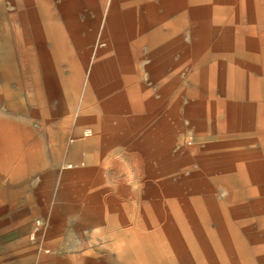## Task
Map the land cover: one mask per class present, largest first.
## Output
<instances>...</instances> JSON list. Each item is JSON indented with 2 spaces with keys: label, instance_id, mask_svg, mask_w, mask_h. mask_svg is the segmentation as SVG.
<instances>
[{
  "label": "rangeland",
  "instance_id": "rangeland-1",
  "mask_svg": "<svg viewBox=\"0 0 264 264\" xmlns=\"http://www.w3.org/2000/svg\"><path fill=\"white\" fill-rule=\"evenodd\" d=\"M101 1L95 13L77 14L85 27L74 33L63 28L70 40H79L70 46L58 42L62 28L51 29L52 43H45V29L38 27L41 14L48 21L52 13L55 23H65L62 4L48 5L54 11L44 12L33 5L25 31L11 22L16 13L0 14L22 85V93L7 91L14 98L4 97L0 72V115L15 116L21 139L34 137L31 166L36 168L28 201L21 197L2 204L5 190L0 187V246L20 259L17 264H132L128 255L118 254L127 246L138 258L134 264H159L139 249L144 245L138 239L148 238L145 247L153 248L160 264H264V162L259 176L253 168L250 172L259 180L235 185L229 178L245 173L231 163L239 150L217 146L242 141V152H259L264 160V51L241 54L234 47L264 30V0H257L251 15L236 8L246 0H221L218 9L206 10L204 31L197 38L189 28L175 37L174 28H163L186 14L191 0L167 5L161 0ZM147 6L160 8V22L138 29L133 38L126 36V44L111 43L121 33L107 26L109 11L133 9L137 24L144 25L142 9ZM223 33L238 38H219ZM152 38V44L139 42ZM124 46L123 53L117 52ZM44 61L51 71L47 90L43 75L39 86L27 76L30 66L43 73ZM213 66L220 67L225 83L205 98L200 82ZM241 72L257 81L253 99L238 98L236 76ZM138 86L150 106L140 121H133ZM22 97L26 105L18 102ZM232 109L239 113L230 114ZM99 117L108 121L103 124ZM42 133L49 136L44 139L47 170L45 163L34 162V142L43 139ZM21 151L22 157L26 151ZM72 169L86 172L67 176ZM196 173L200 177L185 181ZM220 230L236 235L229 238L239 245V261L220 258L213 239ZM169 232L172 236L162 234ZM26 243L30 252L18 249Z\"/></svg>",
  "mask_w": 264,
  "mask_h": 264
},
{
  "label": "crops",
  "instance_id": "crops-1",
  "mask_svg": "<svg viewBox=\"0 0 264 264\" xmlns=\"http://www.w3.org/2000/svg\"><path fill=\"white\" fill-rule=\"evenodd\" d=\"M171 1H173V0H169L168 3H171ZM220 1L221 0H208V1L207 0H191L192 6L189 8L190 11H187L186 14H183L181 17L177 18L176 20L164 25L163 28H168V27L174 28V30H175L174 35H172L171 37H175L177 35H180V33L186 32V30L188 28L190 29L192 37H194V38L202 37V36L196 34V31L198 30V28H202L205 26L204 23L207 19V11L206 10L211 9V8L218 9L216 5H218ZM215 2H217V3H215ZM106 3L107 2H105L103 4H106ZM168 3H165L164 0H161V4L167 5ZM206 3H208V4H206ZM256 3H257V0L256 1L255 0H246L241 5L239 4V6H237L236 8L238 11H246V13L251 15L253 13V11L257 9ZM53 4L57 5V6L62 4L61 8H59V11L61 12L62 16L65 18L64 19L65 23H63V19H61L62 24H60L59 22L55 23L53 18H51V16H50V14L52 15V13L49 14V12H47L49 14L48 21L46 20L47 16H44L41 14L40 15L41 19H39L40 23L38 24V27L40 29H45V32H44L45 35L44 34L42 35L44 37L45 43H48V41H51V43H52L53 31L51 29H53L55 26L62 28V35L60 36L61 39H59L58 42L69 43V46H70L71 43L72 44L79 43V40L78 39L77 40L76 39L70 40L69 35H67V34L65 35L63 28H68V29L72 28L73 31H71V32L74 33V29H79V28L85 27V24L79 23V19H78L77 14L79 12H84V11L95 13L96 10H98L99 7H101L100 5L102 4V1L101 0H60V1L59 0H48L46 2L45 0H13L12 5H10L8 0H0V14L4 13V14L10 16V15H13L14 13H16L15 15H17V19L11 18V22L12 23L16 22V24L19 27H21L22 29H24V31H25V29L29 28L31 25L30 24L31 19H29L28 17H29L30 12H32L34 9V8H31L33 5H36V6L41 5V7H39V6L37 7V12H41V11L44 12V11L53 10V8L47 9L48 5L51 6ZM143 9H142V11H144V12L142 13L143 14L142 17L144 18V22H145V23H143L144 25H142V23L137 24L138 18L132 14L134 11L133 9L120 10V9L114 7L108 13V21L109 22H108L107 26L110 28H118V29H126V28L129 29V28H138V27H139L138 29H140V28H143L145 26H149L153 22H160L161 17H160V14L158 13V10L160 9L159 7L147 6V7H143ZM65 13H67V14L73 13L72 16H74V18H72V19L67 18V14L65 15ZM200 17H201V19H200ZM120 18L122 20H120ZM92 19H95V17ZM260 21L262 23H264V14L261 15ZM179 22H180V25H179ZM0 25H1L0 26V72H1V81H2L1 87L4 88V91H5L4 97L6 96L7 98H11V97H13L12 94L22 93V89L20 90L18 87V86L22 87V85H21V82L18 78V74L16 71L13 51H10L12 48H11V43H10L9 36H8V29H7L6 21L2 22V24H0ZM97 26L99 27V25H97ZM34 27H37V25ZM77 32H78V30H77ZM158 35H159V33H158ZM158 35L155 34V37L160 36V35L159 36ZM126 36H129V35L128 34L126 35L124 33V34L117 35L114 37L112 36L113 41H111V43H113V44L116 43V45H117V44L124 42V44H126L125 43ZM181 36H183V35H181ZM233 36L230 35V37H228V35L222 34L221 39L233 38ZM147 41H148V43L150 42V44L154 43L153 38L152 39H143V41L140 40L139 42L143 43V42H147ZM241 41L242 42H239V43L235 44V46H234L235 49L237 50V52H239L241 54H246V53L256 54L260 50V48L262 47L261 45L263 44V46H264V30H262L258 33L252 34L251 37L242 38ZM27 42H29V41H27ZM121 49L118 48L119 51H117V52L123 53L125 51V46H124V48H121ZM111 50H113V49H111ZM11 62H12V64H11ZM42 69H43L42 70L43 73H40L36 67L30 66V67H28V75L27 76L29 79L34 77L35 78L34 83L36 84V86L37 85L39 86L40 85L39 81H41V79L38 81L37 80L38 76L43 75L42 77H44V78H42V82L44 84L43 85L44 90H47L48 86H51L52 83H51V71H50L46 61H44ZM204 72L205 73L202 74L203 79L200 82L201 96L205 97V98H207V97L211 98L213 96V94L215 93V91L223 89L222 87L225 83V77H224V74L221 72V69L219 66H213L212 69L205 70ZM48 77H49V79H48ZM212 77H214V78H212ZM13 81L16 82L15 83L16 89H14V90L11 89V82H13ZM31 81L33 83L32 79H31ZM256 83H257V81L253 80L248 74H246L244 72L238 73L236 76L237 94H239L238 98L239 99H253V98H255V95L253 96L252 93H253V90L255 89V87L257 86ZM260 83L262 84V82H260ZM138 85H140V84H138ZM17 87H18V89H17ZM7 91H9V93H12V94H7ZM137 92L139 94V98L136 96L138 98V100H137L138 103H136V105L133 106V108H135V112L133 114L134 115L133 121L135 119L140 121V118L144 117V116H142V113H144L145 111L148 110V109H146L145 99H144V96L142 94L144 92V89L141 86H138ZM18 102L26 105V102H25L23 97H22V101H18ZM236 112L239 113V110L232 109L229 111L230 114H235ZM98 120H100V121L102 120L103 124L106 123V121H108V119H103L101 117H99ZM124 120H123V118L118 119V121H120L121 123H123ZM6 122L8 124L5 125ZM25 122L27 124V121H25ZM21 130L19 129V126L15 122V116H13L11 114L10 115H2V116L0 115V187H3L2 189L5 190L4 195H3L4 201L2 204L15 203L17 200L21 199V197H23L26 201H28L29 195H30L29 192L32 188L31 187V177L33 175H36V174H34V171H36V168H33L31 166V159H32L33 154L31 153L32 150L30 148L33 145V144L30 145V143H31V141H33L34 137L30 138L29 134H28V135L23 136L21 139V136H20ZM40 137L43 138L41 141L35 139V142H34L33 149H34V153H35V159H34V157H33V159H34V162H38L41 166L43 163H45L46 165L44 166V168L47 170L48 167L50 166V164L47 163V155L45 152L46 147L44 148V146H45L44 139L46 142V138L48 139L49 136H48V133H42V135H40ZM22 141H23V145H22ZM245 145H246V143L242 142V141H228V142L220 143L217 146H219L220 148L226 149V150H231L233 148L238 149L239 152L232 154L237 158L236 162H234L235 164H237L238 158L241 159L244 156L248 157L251 155L252 157L255 158V163H256V166L253 168L255 170L254 172H256V174H257V172L260 174V171L262 170L261 166H263L261 164H263V162H264V160L261 159V157H262L261 154L259 152H255V151L242 152L241 149H243V147ZM48 146H49V144H48ZM21 148L26 151V154L22 155V157L20 156L21 152H22ZM38 149L41 152L40 155H38V153L36 152ZM42 149L44 151L43 153H42ZM29 153H31V155ZM20 158H21V160H19ZM229 158H230V156H229ZM229 162H231V161L229 160ZM231 163H232V165H235L233 162H231ZM258 165H260V166H258ZM6 168H10V169H8V171L5 172ZM12 168L15 169L16 171H13ZM31 168H33L34 170L31 171ZM85 172H86V170H83V169L82 170L72 169L71 171H67L66 175L67 176L68 175L73 176V175L78 174V173L80 175L81 173H85ZM259 174H257V175L259 176ZM249 175H250L251 180L249 179V177H248V179L250 182H256L257 180H259L257 178L254 179L253 176H251V173H249ZM238 183L239 184L242 183L240 181V179H238ZM2 189H0V191ZM25 191H27V193H25ZM24 193L26 195H24ZM0 195H1V192H0ZM207 199L212 200V197H210V198L207 197ZM193 200H196V198H193ZM112 204H115V202H113ZM215 212L216 211H214V212H203V213L208 214V213H215ZM182 214H184V213H175V215H182ZM109 218H113L112 215H109ZM205 218H207V217H205ZM220 226H221L220 228H222V224ZM162 234L172 236L173 233L169 232V234L168 233H162ZM230 234L231 233H228L224 230H220V231L216 232L213 239H214V242L216 243V246H218V248L221 251L219 253V256L222 260H225V261L234 260V262H237V260L238 261L240 260V257H239V255L236 254V252H238L240 250V248H239V245L237 246L236 244H233V242H231L230 238H229V237H234L236 235L231 236ZM52 236L53 237H59L60 235L57 233H54ZM131 242H132V240H131ZM137 242H140V244L144 245V247H141L139 249L141 252L146 253V257L149 256L150 259L153 258V260H151V261L155 260L154 262H158L160 264V256H158L154 253V251L152 250L153 248L145 247V245H149L151 243L148 238L138 239ZM128 243H129V241L126 242V245ZM30 248H31L30 243H26V244H21V246L18 249L21 251H24V252H30L31 251V250H29ZM204 251L205 250L203 249V253H204ZM118 254L120 256L128 255V257H130V263H132V264H134V261H136L138 259L136 256H134L131 253V250L128 246L126 249H122V248L118 249ZM178 255L180 257H182L181 253H179V252H178ZM232 257H233V259H232ZM18 261H20V259L17 256H14L11 252L7 251V249L0 246V264H17ZM154 262H152V263H154ZM22 264H34V263H22Z\"/></svg>",
  "mask_w": 264,
  "mask_h": 264
},
{
  "label": "bare ground",
  "instance_id": "bare-ground-1",
  "mask_svg": "<svg viewBox=\"0 0 264 264\" xmlns=\"http://www.w3.org/2000/svg\"><path fill=\"white\" fill-rule=\"evenodd\" d=\"M208 1V0H207ZM164 2L165 3H168L169 2V0H164ZM215 3H217V2H215ZM206 4H208V3H206ZM207 6V5H206ZM144 10V9H143ZM190 11V10H189ZM200 11V10H199ZM144 12V11H143ZM146 12V11H145ZM194 13V12H193ZM118 14V13H117ZM192 14V13H191ZM260 14V13H259ZM124 15V14H123ZM120 17V16H119ZM124 17V16H123ZM146 17V16H145ZM225 17V16H224ZM194 18V17H193ZM199 18V17H198ZM197 18V19H198ZM205 18V17H204ZM200 19H201V17H200ZM119 20V19H118ZM120 20H122L121 18H120ZM124 20V19H123ZM262 20V19H261ZM124 22V21H123ZM149 23V22H148ZM118 24V23H117ZM179 25H180V22H179ZM190 26V25H189ZM194 26V25H193ZM197 26V25H196ZM177 27V26H176ZM139 28V27H138ZM138 28H129V29H119L120 30V32H121V34H124V33H127L131 38H133V37H135L136 35H137V30H138ZM170 28V27H169ZM204 29V27H202V28H198V30L196 31V34H198V35H200V36H202V32L204 31L203 30ZM57 30V29H56ZM58 30H59V28H58ZM172 30V29H171ZM106 32H105V34H107V35H109L110 33H109V29L108 28H106V30H105ZM59 32H60V30H59ZM141 32V31H140ZM166 32V31H165ZM171 33V32H170ZM224 34V33H223ZM58 36V35H57ZM167 36V35H166ZM159 37H161V35L159 36ZM158 37V38H159ZM222 37V35L221 36H219V38H221ZM157 38V39H158ZM236 38H238V37H235V36H233V38L232 39H236ZM156 39V40H157ZM237 40V39H236ZM128 41V40H127ZM141 41H143V40H141ZM258 41V40H257ZM163 42V41H162ZM124 43V42H123ZM61 44V43H60ZM141 44V43H140ZM149 44V43H148ZM262 47L260 48V50L259 51H264V46H263V44L261 45ZM155 47V46H154ZM66 48V47H65ZM114 49V48H113ZM203 73H205V72H203ZM212 78H214V77H212ZM196 79V78H195ZM208 80V79H207ZM214 90V89H213ZM216 90V89H215ZM246 95V94H245ZM132 98V97H131ZM145 98V97H144ZM134 100V99H133ZM140 101V100H139ZM145 104H146V108H148L149 106H150V104H149V102H146V100H145ZM131 106V105H130ZM127 109V108H126ZM98 112V111H97ZM160 138V137H159ZM147 145V144H146ZM234 149V148H233ZM232 151V150H231ZM229 152V151H228ZM240 155V154H239ZM232 156V155H231ZM247 161H249V158L248 157H242L241 159H239L238 158V161H237V164H235L234 166H235V168H242L243 170H245V173H243V174H241L239 177H240V181L241 182H245V181H248V182H250L249 181V179H250V175H249V173L251 172V169L252 168H254L255 166H256V163H255V161L254 162H247ZM258 166H260V165H258ZM234 168V169H235ZM255 171V170H254ZM253 173V172H252ZM83 175V174H82ZM195 177H200V175L198 174V173H196V174H194V175H191L190 176V178H188L187 180H185V181H187V182H191V180H193V179H195ZM248 177H249V179H248ZM251 180V179H250ZM229 181H230V183H233V184H235V185H238L239 183H238V178H236L235 180L234 179H232V178H229ZM191 185V184H190ZM210 198V197H209ZM176 207V206H175ZM181 207V206H180ZM177 208V207H176ZM183 208V207H182ZM184 210H185V208H184ZM186 211V210H185Z\"/></svg>",
  "mask_w": 264,
  "mask_h": 264
}]
</instances>
